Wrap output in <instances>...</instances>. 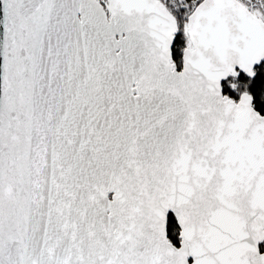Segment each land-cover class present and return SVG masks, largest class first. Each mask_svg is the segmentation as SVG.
<instances>
[{
	"label": "snow or ice",
	"instance_id": "6c2138e0",
	"mask_svg": "<svg viewBox=\"0 0 264 264\" xmlns=\"http://www.w3.org/2000/svg\"><path fill=\"white\" fill-rule=\"evenodd\" d=\"M0 264H264V0H0Z\"/></svg>",
	"mask_w": 264,
	"mask_h": 264
}]
</instances>
